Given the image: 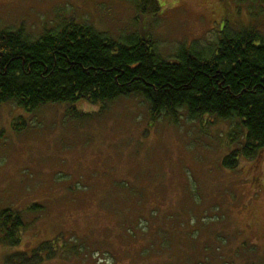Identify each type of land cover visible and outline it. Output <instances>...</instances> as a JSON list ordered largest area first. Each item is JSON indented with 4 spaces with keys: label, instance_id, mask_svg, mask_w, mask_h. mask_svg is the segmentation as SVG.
Returning <instances> with one entry per match:
<instances>
[{
    "label": "rangeland",
    "instance_id": "1",
    "mask_svg": "<svg viewBox=\"0 0 264 264\" xmlns=\"http://www.w3.org/2000/svg\"><path fill=\"white\" fill-rule=\"evenodd\" d=\"M72 20L120 42L150 35L175 62L223 32L264 38V0H0V31L38 39ZM236 126L185 110L152 121L136 97L1 105L0 211L26 228L0 264L58 238L67 253L43 264H264V152L224 168Z\"/></svg>",
    "mask_w": 264,
    "mask_h": 264
},
{
    "label": "trees",
    "instance_id": "2",
    "mask_svg": "<svg viewBox=\"0 0 264 264\" xmlns=\"http://www.w3.org/2000/svg\"><path fill=\"white\" fill-rule=\"evenodd\" d=\"M175 58H161L150 35L120 42L73 20L38 39L24 28L4 29L0 106L14 103L32 112L46 104L99 105L136 97L149 106L152 121L163 115L177 122L182 110L194 120H235L232 142L241 145L224 158V168L236 170L241 159H258L264 152V38L255 30L223 32L214 47L182 48ZM25 228L21 212L0 211V244L18 246ZM59 239L31 254H12L5 263L64 257L67 244L59 252Z\"/></svg>",
    "mask_w": 264,
    "mask_h": 264
},
{
    "label": "flooded vegetation",
    "instance_id": "3",
    "mask_svg": "<svg viewBox=\"0 0 264 264\" xmlns=\"http://www.w3.org/2000/svg\"><path fill=\"white\" fill-rule=\"evenodd\" d=\"M143 1V0H142ZM148 1H151V0H148ZM154 1H156V0H154ZM157 1H160V0H157Z\"/></svg>",
    "mask_w": 264,
    "mask_h": 264
}]
</instances>
